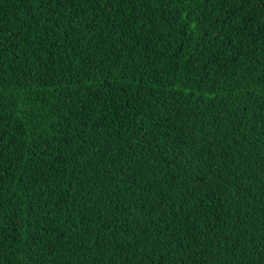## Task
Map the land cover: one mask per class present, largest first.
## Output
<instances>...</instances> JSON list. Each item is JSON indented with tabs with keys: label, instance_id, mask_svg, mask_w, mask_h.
Instances as JSON below:
<instances>
[{
	"label": "trees",
	"instance_id": "trees-1",
	"mask_svg": "<svg viewBox=\"0 0 264 264\" xmlns=\"http://www.w3.org/2000/svg\"><path fill=\"white\" fill-rule=\"evenodd\" d=\"M0 264H264V0H0Z\"/></svg>",
	"mask_w": 264,
	"mask_h": 264
}]
</instances>
